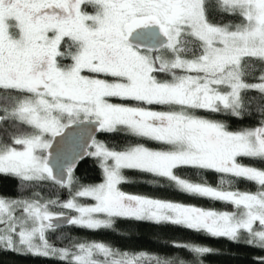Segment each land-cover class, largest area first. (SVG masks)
Masks as SVG:
<instances>
[{"label":"snow or ice","instance_id":"1","mask_svg":"<svg viewBox=\"0 0 264 264\" xmlns=\"http://www.w3.org/2000/svg\"><path fill=\"white\" fill-rule=\"evenodd\" d=\"M200 112L259 119L230 130ZM95 131L165 147L118 148ZM88 157L102 182L75 176ZM240 158L264 163V0H0V175L17 181L15 196L0 194V252L61 264H203L196 257L214 252L195 242H172L177 254L160 256L49 239L65 223L115 230L117 219L264 251V168ZM186 168L218 174L217 185L178 171ZM126 170L235 210L126 193ZM240 180L257 190L234 187Z\"/></svg>","mask_w":264,"mask_h":264},{"label":"trees","instance_id":"2","mask_svg":"<svg viewBox=\"0 0 264 264\" xmlns=\"http://www.w3.org/2000/svg\"><path fill=\"white\" fill-rule=\"evenodd\" d=\"M133 103V102H129ZM154 109L160 110V106H152ZM200 115L210 119H217L228 124L230 130H238L243 127L253 126L259 117L244 118L243 120L236 118H228L224 114H213L200 112ZM98 140L107 142L110 146L118 148L125 147L133 143H144L146 146L153 149H162L160 145L153 141H144L140 138L125 136L123 134H108L100 133ZM245 165H254L264 168V163L253 161L247 158H240ZM180 173L186 175L193 180L207 179V182L212 185H217L218 174L214 172H201L199 176L193 175V169H180ZM125 175L129 182L122 184L121 190L129 194L145 195L148 197L180 202L187 205H195L206 210L216 211H234V207L219 201H214L207 198L190 196L182 193L169 186V183L163 179L153 178L150 174L140 173L134 170H126ZM75 176L79 182L83 184H97L102 182L103 176L101 169L93 158L84 160L78 169L75 171ZM234 187L241 191L257 190V186L251 182L244 180L238 181ZM0 194L5 196H15L17 194V181L11 177L0 175ZM60 200L69 198L67 190H57ZM43 195L47 198L49 193L47 188ZM52 198H56L53 196ZM81 202L85 203L86 200ZM55 211H60L57 207ZM65 214L71 215L64 210ZM67 237V238H65ZM70 238V239H69ZM49 239L57 247H67L71 242H105L118 249L131 251H146L151 254L167 256L169 254L176 255L175 249L168 247L172 242H195L197 244L208 246L214 249V252L207 254L204 257H196L197 260H203V264H256L254 257L264 256V251L257 248L233 243L226 238H213L204 233H197L186 228H180L172 225H154L149 222H138L130 220L117 219L115 230L101 229L89 230L68 226L66 228L57 229L56 234H50ZM191 260V257H189ZM0 264H61L55 258L20 256L11 252H0Z\"/></svg>","mask_w":264,"mask_h":264},{"label":"water","instance_id":"3","mask_svg":"<svg viewBox=\"0 0 264 264\" xmlns=\"http://www.w3.org/2000/svg\"><path fill=\"white\" fill-rule=\"evenodd\" d=\"M75 127V126H74ZM74 131V128L73 129H70L69 130V132H73ZM95 137H97L99 134H100V131H95V132H93L92 133ZM61 138L60 137H57L56 138V140L57 141H59ZM73 139L74 140H76L77 142L79 141V137H77V136H74L73 137ZM56 147V144L54 143V148ZM65 148H66V150H71V149H73V148H76V144H69V145H66L65 146ZM78 150V149H77ZM89 158V157H88ZM87 158H85V159H83V160H81L80 162H79V164H78V166H77V168H76V170L78 169V167L80 166V164L84 161V160H86ZM69 225L68 224H62L61 225V228H59V229H62V228H66V227H68Z\"/></svg>","mask_w":264,"mask_h":264},{"label":"rangeland","instance_id":"4","mask_svg":"<svg viewBox=\"0 0 264 264\" xmlns=\"http://www.w3.org/2000/svg\"><path fill=\"white\" fill-rule=\"evenodd\" d=\"M82 200H86L87 202H85L86 204H90V203H92V201L90 200V199H85V198H81ZM83 203V202H82ZM67 211V210H66ZM68 215V214H67ZM69 226H71V225H69Z\"/></svg>","mask_w":264,"mask_h":264},{"label":"flooded vegetation","instance_id":"5","mask_svg":"<svg viewBox=\"0 0 264 264\" xmlns=\"http://www.w3.org/2000/svg\"><path fill=\"white\" fill-rule=\"evenodd\" d=\"M100 133H102V132H100ZM97 137H98V136H97ZM97 137H96V138H97Z\"/></svg>","mask_w":264,"mask_h":264}]
</instances>
